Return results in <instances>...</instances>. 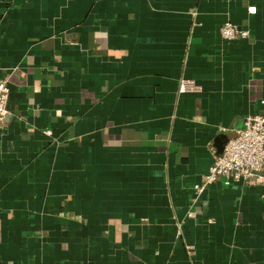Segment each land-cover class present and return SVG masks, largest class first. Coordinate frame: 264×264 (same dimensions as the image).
I'll return each mask as SVG.
<instances>
[{
  "label": "crops",
  "instance_id": "crops-1",
  "mask_svg": "<svg viewBox=\"0 0 264 264\" xmlns=\"http://www.w3.org/2000/svg\"><path fill=\"white\" fill-rule=\"evenodd\" d=\"M0 79V264H264V180L194 193L264 109V0H0Z\"/></svg>",
  "mask_w": 264,
  "mask_h": 264
},
{
  "label": "built area",
  "instance_id": "built-area-1",
  "mask_svg": "<svg viewBox=\"0 0 264 264\" xmlns=\"http://www.w3.org/2000/svg\"><path fill=\"white\" fill-rule=\"evenodd\" d=\"M220 32L225 39L246 37L248 34L232 22L223 23ZM200 89V86L187 78H181L178 86L179 93ZM9 94L8 81L0 79V123L4 122L8 112ZM235 132V136L225 144L222 154L216 156L204 180L194 185L196 196L201 195L209 184L217 181L224 184L240 181L246 185H254L264 180V109L246 116L243 126ZM188 216L194 217L195 213L188 212Z\"/></svg>",
  "mask_w": 264,
  "mask_h": 264
},
{
  "label": "water",
  "instance_id": "water-1",
  "mask_svg": "<svg viewBox=\"0 0 264 264\" xmlns=\"http://www.w3.org/2000/svg\"><path fill=\"white\" fill-rule=\"evenodd\" d=\"M236 132L233 131V132H229L227 134L223 133V134H220L217 138V155H221L222 152H223V149L225 147V144L227 143V141L235 136Z\"/></svg>",
  "mask_w": 264,
  "mask_h": 264
}]
</instances>
